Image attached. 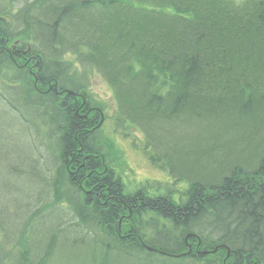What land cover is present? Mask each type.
Masks as SVG:
<instances>
[{"label": "trees", "instance_id": "1", "mask_svg": "<svg viewBox=\"0 0 264 264\" xmlns=\"http://www.w3.org/2000/svg\"><path fill=\"white\" fill-rule=\"evenodd\" d=\"M15 61L28 65L12 78ZM78 71L82 87L93 72L111 86L116 125L143 131L141 151L172 182L126 192L96 138L98 118L83 114L88 103L47 92L58 82L79 94L69 80ZM18 105L56 142L54 178ZM0 109L28 131L43 185L24 205L25 216L11 222L0 211V264H58L64 243L93 252L65 256L78 264H264V147L251 169L222 166L192 176L170 163L177 147L169 155L160 141L176 145L200 133L212 143L210 158L234 141L251 142L264 126V0H26L17 13L0 8ZM11 128L0 125V141ZM47 196L53 203L39 211L67 204L71 218L34 224L40 212H31Z\"/></svg>", "mask_w": 264, "mask_h": 264}, {"label": "rangeland", "instance_id": "2", "mask_svg": "<svg viewBox=\"0 0 264 264\" xmlns=\"http://www.w3.org/2000/svg\"><path fill=\"white\" fill-rule=\"evenodd\" d=\"M25 1L0 0V8L8 7L9 13L13 14L17 12L14 8L24 6ZM68 59L72 61L74 65L73 69L77 68L74 61L76 58L74 56H68ZM10 73L12 78L15 77L17 68L12 67ZM79 75V71L75 75L71 72L69 80L75 82ZM85 82L86 86L82 87L77 81L80 89L79 94L85 97L88 107L93 110L91 116L97 117L99 122H102L101 127L97 130L96 138L102 142L105 154L107 155L108 165L121 177L126 192L134 193L141 186H146V184L150 188H156L155 184L172 182L173 178L171 175L167 174L166 171L153 167L147 160L145 153L141 151L144 148V143H147L143 131L134 125H131L128 131L122 129V126L116 125L118 103L111 86L96 72L88 75V80H85ZM7 94H10V91ZM80 101L82 103L81 98ZM83 114L86 115L87 113ZM22 115L25 120L28 118L31 123L30 125H32L31 130L34 134V144L47 154L51 166V169L48 166L50 169L48 175L54 178L59 168V152L56 147V142L52 141L46 135L47 131L45 128L27 110H24ZM0 125L5 127L10 125V127H13V129L11 128L9 130V140L0 141V211L3 210L4 215L9 216L11 222H14L15 216H25L24 205L31 196L36 195L43 188V185L40 184L42 182L36 179L40 175H36L33 170L34 165L40 161L35 156L28 131L18 121V117L13 116L8 118L2 109H0ZM258 127H260V130H257L251 142L244 143L243 140L240 142L234 141L226 149L214 150L210 158L209 154L206 153L212 146V143L205 142L200 133H196L192 139L183 140L176 145L169 137L165 136V138L160 139L161 143H164L162 152L171 155V149L174 151V148L177 147V153L170 163H174V161L179 162L181 172L192 176H197L199 172L202 175L206 171L211 174H218L219 172L221 173L222 166L225 167V170L234 165H245V168L251 169L254 166H251L249 163L255 164L258 161L259 155L264 147V126L260 125ZM124 130L129 134V137L123 134ZM132 140L138 141L139 149L132 145ZM226 153H229L231 157H223L222 154ZM45 161L42 160L43 163ZM45 168L46 165L42 163L39 165L41 172H44ZM186 186L187 183L183 181L181 187L185 188ZM150 193H155V189H152ZM51 203L53 201L50 196H47L37 203L31 212V214L33 213L31 218L34 213L40 212L34 216V224L45 219L47 216L56 217L66 215V219L71 218L70 215H67L69 214L67 204L53 207L44 213L39 211ZM38 230L43 232L41 228H38ZM69 235L71 236L70 232ZM29 236L30 234L28 233L26 237ZM48 236V233L42 235L44 240H47ZM63 245L65 246L62 250L64 254L60 255L57 259L58 264H78L66 260V255L71 260H75L93 254L92 251L88 253L87 250H80V247L75 248L71 243H64Z\"/></svg>", "mask_w": 264, "mask_h": 264}, {"label": "bare ground", "instance_id": "3", "mask_svg": "<svg viewBox=\"0 0 264 264\" xmlns=\"http://www.w3.org/2000/svg\"><path fill=\"white\" fill-rule=\"evenodd\" d=\"M26 2V1H25ZM8 8V7H7ZM5 9V8H4ZM18 9H19V7H15L14 8V10H17L18 11ZM17 13V12H16ZM13 51H14V46H13ZM4 52H6V53H8V54H10L11 56H12V53L7 49V48H4ZM76 58V57H75ZM15 67L18 69V68H24V67H26L28 64H22V63H18L17 61H15ZM37 71L38 70H36L35 69V67H32L31 68V70H30V72H31V74H32V77H33V79H34V81H35V86H36V88H38V75H37ZM52 90H54L58 95H59V97H65V96H67V95H73V93H69V91H71V89H69V88H65V89H62L60 86H59V84H58V82H54V83H51L49 86H48V89H47V92H50V91H52ZM19 106V105H18ZM20 108V114L22 115V112L24 111V109H23V107L20 105L19 106ZM81 107H87V102H85ZM18 108V107H17ZM89 110H90V108H89ZM30 114V113H29ZM24 115V114H23ZM23 115H22V117H23ZM34 138V137H33ZM122 223V220H120V224Z\"/></svg>", "mask_w": 264, "mask_h": 264}, {"label": "water", "instance_id": "4", "mask_svg": "<svg viewBox=\"0 0 264 264\" xmlns=\"http://www.w3.org/2000/svg\"><path fill=\"white\" fill-rule=\"evenodd\" d=\"M69 93H73L74 94V92H72V91H69Z\"/></svg>", "mask_w": 264, "mask_h": 264}]
</instances>
